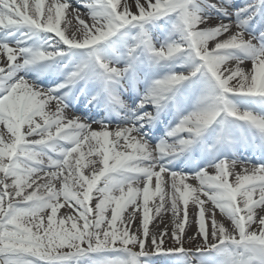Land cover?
Instances as JSON below:
<instances>
[{"label":"snow or ice","instance_id":"obj_1","mask_svg":"<svg viewBox=\"0 0 264 264\" xmlns=\"http://www.w3.org/2000/svg\"><path fill=\"white\" fill-rule=\"evenodd\" d=\"M79 3L0 0V264H143L141 257L172 254L183 264H202L195 254L227 245L238 250L229 253L230 264H264V162L229 157L214 145L211 158L187 170L170 166L214 123L217 143L241 123L264 137V111L252 109L264 105V32L251 34V17L241 18L251 5ZM70 13L75 25L65 20ZM164 17L174 18L173 34L157 44L145 25ZM130 27L138 29L132 44L124 31ZM21 29H27L23 39L10 42ZM40 34L46 37L40 47L21 46ZM144 53L169 71L128 103L123 93L135 89ZM57 57L68 61L61 66L68 70L55 88L19 75ZM81 82L93 85L88 104H103L119 119L89 120L69 109L64 98ZM184 87L195 96L192 110L153 142L143 129L157 113L146 106L163 110ZM61 89H68L63 97ZM165 205L171 229L156 223ZM65 206L69 211L58 216ZM217 210L230 223L218 221Z\"/></svg>","mask_w":264,"mask_h":264},{"label":"bare ground","instance_id":"obj_2","mask_svg":"<svg viewBox=\"0 0 264 264\" xmlns=\"http://www.w3.org/2000/svg\"><path fill=\"white\" fill-rule=\"evenodd\" d=\"M50 2V0H48ZM63 2V0H61ZM73 6L80 8L81 5L79 3V0H72ZM232 4L234 8H246V6L251 5V7H247L246 10L241 13V18L250 16L251 19L248 21V28L247 30L253 34V35H259L260 32H264V4L260 3L259 0H232ZM84 10L81 9V14L83 15ZM260 16V18H259ZM65 20H71L72 25H75L76 19L75 14L70 13L66 15ZM63 27V24H62ZM145 28L148 30L150 35L154 38V42L164 43L167 41L170 35H172V23H169L168 29L166 31H162L161 27L159 25H152L151 23H148L145 25ZM27 31V29H21L20 31L16 32L13 37H9L10 42H15L17 40H22L23 38L20 35V32ZM2 36V34H0ZM135 34L132 36L130 40H127L128 44H132L134 42ZM46 39L44 34H40L39 37H33L31 39H27L24 41V43L21 44L22 47H40L43 44V41ZM113 40H119L118 37H113ZM46 47V45H44ZM62 63H68L67 60L57 57L53 61H42L37 62L36 64L29 65L25 69L19 72V75L25 76L27 79L34 80L36 83L41 84L42 87L45 88H55L59 83L63 82L67 73L68 69H62L61 64ZM173 62L170 61L169 64ZM169 71V68L167 66H157V69H148L145 65L142 63L139 64L137 69V76L135 81V89L131 92H126L123 95V99L131 103L130 100H128V97L135 96L137 100L140 96L144 94V92L149 87L151 81L155 78H159L160 76L164 75ZM85 87L83 82L77 84L74 87V90L72 93H69V95L64 98L66 101L71 103L73 106L69 107L73 112H76L80 116H85L88 118L87 115H85L84 110L82 109L83 105L88 104V100L90 98V90L93 88V85H89V87L86 89V93L84 96L80 98V95L78 96L77 93L80 91V88ZM73 88V87H72ZM65 91H68V89H61L57 95H61L63 97V93ZM183 93H185V96L179 95L180 101L185 98V103L182 102L180 105V117L179 119L187 114V112L192 110V107L195 103V96L193 95L191 89H188L187 87H184ZM198 95V93H197ZM77 102V103H76ZM147 110H151V106H146ZM252 109L254 111H264V106H260L259 104L252 105ZM91 120L92 118H88ZM178 119V121H179ZM118 120V119H116ZM115 120V121H116ZM177 121V122H178ZM175 122L173 125H171L167 129L159 128L157 134L155 136H151L149 133L148 138L151 139L153 142H159L162 139L166 138V133L175 126L177 123ZM216 129L218 131L219 125L217 123H214L209 127V130L213 132V130ZM259 133L256 132L254 129L248 128L246 125L240 124L239 127H232L231 134L227 136L226 141L223 143L222 147L217 146V142L209 141V146L213 148L215 145V149H219L220 153L227 155L229 157L235 156L238 157L241 160H247L251 161L253 163L258 162H264V137H262V140L259 137ZM261 136V135H260ZM204 137L207 138V136L204 133ZM251 146L256 147L258 150V153L255 155H252L251 153ZM209 150L208 152H203L200 154L195 155V161L197 163H200L201 160L207 158H211L210 152L215 150ZM181 155L178 156V158L173 159L172 164L170 166H174L175 170L179 171L181 169L187 170V164L181 165L179 162V158ZM199 161V162H198ZM176 162V164H175ZM243 165H241L242 167ZM166 191V190H165ZM159 204V195L153 198L152 201H150V207H152L153 211L150 213V225H152V217H156L155 213V206ZM69 209L62 208L58 211V216L63 215L67 213ZM217 219L218 221L222 220L224 223L228 224L230 223L227 221L225 217H222L219 211L217 210ZM142 216V208L137 209V215L135 217V223L139 224L140 219ZM159 217H162L164 223H160ZM159 217L156 218V223L159 224V229H162L164 227V224H168L169 229H171V219H172V213L168 207V205H165L164 208L161 209ZM158 228L153 226L154 231H158ZM188 236H191L194 234V229H188ZM187 240V237H185ZM173 241L166 240V246L171 245ZM188 243L192 244H198L199 240L192 242L188 241L185 245L188 246Z\"/></svg>","mask_w":264,"mask_h":264},{"label":"rangeland","instance_id":"obj_3","mask_svg":"<svg viewBox=\"0 0 264 264\" xmlns=\"http://www.w3.org/2000/svg\"><path fill=\"white\" fill-rule=\"evenodd\" d=\"M171 21H174V18L170 19ZM166 20L165 19H160V20H156L153 21L152 25L154 24H158L161 25V29L165 30V26H164V22ZM135 30L134 27H132V30L130 31V33ZM146 58V55H145ZM65 208L68 209V206H65ZM189 246L194 247L195 244L192 243H188L187 244ZM237 249H235L234 246L232 245H227V246H222L220 250L217 251H212V252H206V253H197L195 254V258L198 261H201L202 264H230V255L231 254H236L237 253ZM147 257H142V261L144 264V261H146ZM149 264H183V259L180 257H177L175 254L169 255V256H151V259ZM209 261V262H205V261ZM148 261V260H147ZM193 264H195V261L193 262Z\"/></svg>","mask_w":264,"mask_h":264}]
</instances>
